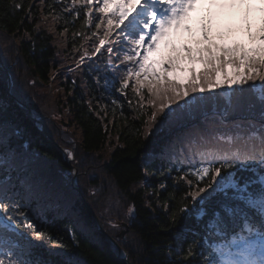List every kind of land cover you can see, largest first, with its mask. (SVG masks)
I'll return each mask as SVG.
<instances>
[{"label": "snow or ice", "instance_id": "6c2138e0", "mask_svg": "<svg viewBox=\"0 0 264 264\" xmlns=\"http://www.w3.org/2000/svg\"><path fill=\"white\" fill-rule=\"evenodd\" d=\"M67 2L50 0L48 16L56 20L54 5ZM237 2L250 0H207L209 12L200 19L203 42L184 44L182 54L157 61L152 54L161 39L191 19L198 0H102L92 50L83 48L76 63L80 68L86 60L102 59L103 69L94 70L97 80L105 85L111 81L125 95L131 87L136 110L147 116L145 134L154 126L174 133L164 149L144 157L149 162L164 157L177 172L175 180L187 188L178 200L170 193L175 205L169 226L176 231L181 258L164 264H193L198 249L199 264H264V22L257 33L249 24L247 43H218L210 35L212 6L224 9ZM77 4L88 8L91 24L92 0H71L60 12ZM9 7L22 9L15 2ZM34 7L41 9L40 4ZM33 14L27 13L29 22ZM186 27L193 31L191 24ZM197 62L204 65L202 70L195 67ZM2 111L0 106V264H78L70 253L58 251L67 245L38 228L31 209L25 210L22 201L38 198L39 192L26 180L19 181L24 193L17 191L13 173L26 170L29 144L22 139L23 130L5 120ZM134 211L132 204L128 212ZM186 215H194L195 226L182 224ZM42 247L49 257L59 258L40 257L37 249Z\"/></svg>", "mask_w": 264, "mask_h": 264}, {"label": "trees", "instance_id": "16d2710c", "mask_svg": "<svg viewBox=\"0 0 264 264\" xmlns=\"http://www.w3.org/2000/svg\"><path fill=\"white\" fill-rule=\"evenodd\" d=\"M13 2L22 9L9 7ZM49 2L0 0V106L3 118L22 129V139L29 144V163L26 170L13 173V182L21 193L20 180L39 192L38 198L22 201L28 206L25 210L31 209L30 218L38 228L47 229L59 244L67 245L58 251L70 253L78 264H129L119 256L115 239L133 264L180 259L176 231L169 226L175 205L170 193L178 200L187 188L175 180L177 172L164 157H153L150 162L144 159L146 153L164 149L174 133L157 131L154 126L151 134H145L147 116L136 110L131 87L125 95L111 81L105 85L97 80L94 70L103 69L102 59L94 57L76 68L83 48L91 52L96 40L92 33L97 16L103 15L98 12L102 0H92L91 24L87 23L88 8L81 4L60 12L71 0L54 5L57 19L53 20L48 16ZM36 4L41 5L40 10ZM29 11L34 13L31 22ZM37 24L38 31L34 30ZM260 25L252 32L257 33ZM210 35L216 42L226 43L216 30ZM111 38L115 39V33ZM235 41L247 43L233 37L231 43ZM197 42L203 38L190 43L195 47ZM184 44L169 48L161 39L152 58L161 61L170 54H182L179 45ZM203 68L202 64L199 70ZM36 120L42 121L45 130ZM62 148L73 151L72 161L66 160ZM74 168L77 187L71 183ZM80 192L99 216L101 227ZM132 204L135 211L129 214ZM109 221L119 227L113 228ZM182 224L195 226L194 215H186ZM187 243L183 241L185 246ZM199 251L193 264L201 260ZM37 254L45 259L59 258L49 257L43 247Z\"/></svg>", "mask_w": 264, "mask_h": 264}, {"label": "rangeland", "instance_id": "374dc122", "mask_svg": "<svg viewBox=\"0 0 264 264\" xmlns=\"http://www.w3.org/2000/svg\"><path fill=\"white\" fill-rule=\"evenodd\" d=\"M209 7L210 6L207 3V0H198L196 9H194L190 13L191 19L186 21L185 25H182L181 28H173L168 37L162 38V42H167L170 46L169 48H173L175 44H179L181 42L182 44H186L187 42L190 43L194 41L198 37L203 38L200 19L208 14ZM211 12L213 16L211 31L216 30L220 34V36L225 39L226 43H230L229 41H231V38H233L234 36H237L242 40L243 38L247 40L249 24H251L252 29L258 23L261 24L262 22H264V3H261V0H250V3L244 4H240L239 2H237L236 4L230 5L224 9L212 6ZM188 24H191L193 29L192 32H189L187 30L186 26ZM180 45L179 47L183 48V46ZM155 53L156 52H154L153 54ZM184 63L186 65L188 64L187 61H185ZM195 67L197 68V70H199L202 67V64L197 62L195 64ZM156 68L158 70L161 69L160 63L156 64ZM227 71L229 72V74H231L234 69L232 68V66H229L227 68ZM8 80H10V77H8ZM66 150L65 152H67ZM71 158L73 159L72 156H69L68 160L72 161Z\"/></svg>", "mask_w": 264, "mask_h": 264}, {"label": "water", "instance_id": "95a60500", "mask_svg": "<svg viewBox=\"0 0 264 264\" xmlns=\"http://www.w3.org/2000/svg\"><path fill=\"white\" fill-rule=\"evenodd\" d=\"M29 112H30L31 116L35 117V116L33 115V113H32V109H31V108H29ZM36 123H37V125H38L39 127H42V129L45 130V127H44V125H43V123H42L41 121L36 120ZM62 149H63V148H62ZM63 150H64V149H63ZM74 171H75V175H74V178L72 179V183H74L75 187H77V185H76V183H75V176H76V174H77V171H76L75 168H74ZM80 194H81V193H80ZM81 196H82V199H83L85 205H87V206L89 207V209L92 211V213H93V215L95 216V219H96V221H97V224H98L99 227H100V218H99V216H97L96 213L94 212L93 208L87 204V202H86V200H85L83 194H81ZM104 231H105V233L108 235V233L106 232V230H104ZM108 236H109V235H108ZM114 242L116 243V245H117V247H118V250H119V256L122 257L123 260H124V261H127L129 264H133V262L130 261V260L127 258V256L124 255V254H125V250H123V249L121 248V246L119 245L118 241L115 239Z\"/></svg>", "mask_w": 264, "mask_h": 264}]
</instances>
